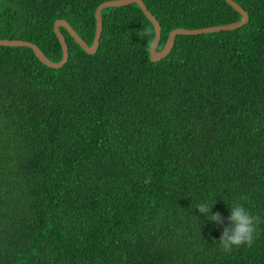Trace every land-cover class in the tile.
Returning a JSON list of instances; mask_svg holds the SVG:
<instances>
[{
	"label": "trees",
	"instance_id": "trees-1",
	"mask_svg": "<svg viewBox=\"0 0 264 264\" xmlns=\"http://www.w3.org/2000/svg\"><path fill=\"white\" fill-rule=\"evenodd\" d=\"M106 1L0 0V40L59 62L54 23L90 46ZM141 1L157 52L241 19L225 0ZM232 1L245 25L177 35L155 62L136 4L101 11L92 55L60 27L59 69L0 46V264H264V0ZM233 202L261 223L224 252Z\"/></svg>",
	"mask_w": 264,
	"mask_h": 264
},
{
	"label": "water",
	"instance_id": "water-1",
	"mask_svg": "<svg viewBox=\"0 0 264 264\" xmlns=\"http://www.w3.org/2000/svg\"><path fill=\"white\" fill-rule=\"evenodd\" d=\"M225 2L232 9H234L237 13L240 14L241 16L240 21L227 24V25L214 26V27L202 28V29H196V30L175 29L169 34L167 41L163 49L160 52L156 51V48L158 46V43L161 37L160 26L158 22L156 21V19L152 16V14L146 9L144 3L141 0H111V1H106L100 4L95 10V34H94L93 42L90 46H88L81 38H79L78 35L73 31V29L64 20L56 21L54 23L53 30L58 39V42L61 46V51H62V58L59 62H51L42 54V52L38 49L37 46L29 42L20 41V40H0V46L2 47H27L30 50H32L35 57L43 65H45L48 68L59 69L66 63L68 59V48H67L63 35L59 31L60 27L64 28L67 31V33L73 38L75 43L85 53L92 55L96 52L99 39H100V35L102 32L101 11L106 8L123 7V6H127L130 4H136L138 8L141 10V12L143 13V15L145 16V18L152 24L154 28V39L149 49V57H150L151 62H155L161 58H164L166 55H168V53L170 52L173 46L175 36L177 35L190 36V35L215 33V32H221V31H230V30H234V29H237L245 25L248 20L247 13L244 12L242 8H240L232 0H225Z\"/></svg>",
	"mask_w": 264,
	"mask_h": 264
},
{
	"label": "clouds",
	"instance_id": "clouds-1",
	"mask_svg": "<svg viewBox=\"0 0 264 264\" xmlns=\"http://www.w3.org/2000/svg\"><path fill=\"white\" fill-rule=\"evenodd\" d=\"M241 199H245L241 197ZM214 203L201 202L195 206L199 213L214 224H220L222 216L219 212H211ZM230 208V214L226 218L227 224L223 227L219 244L224 252H231L233 248L240 246L251 247L258 235V225L260 218L251 214L242 203L233 202ZM198 219V217H196Z\"/></svg>",
	"mask_w": 264,
	"mask_h": 264
}]
</instances>
